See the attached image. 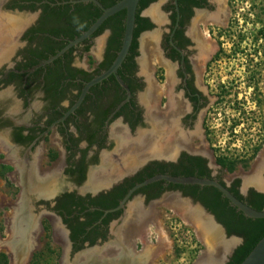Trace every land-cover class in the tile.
Segmentation results:
<instances>
[{"label":"flooded vegetation","instance_id":"1","mask_svg":"<svg viewBox=\"0 0 264 264\" xmlns=\"http://www.w3.org/2000/svg\"><path fill=\"white\" fill-rule=\"evenodd\" d=\"M243 1L140 0L126 57L116 72L87 87L118 58L126 19L120 33L117 25L104 23L109 16L90 36L72 44L98 19L97 10L103 13L95 1L0 0V13L19 26L14 43L0 57V165L10 167L9 177L22 191L17 200L29 206L33 219L30 264L39 261L49 244L52 264L84 262L87 255L93 264H156L161 250L156 245L163 241L150 238L156 232L153 223H146L143 239L131 234L137 226L135 214L129 213L134 206L151 208L158 219L160 206L168 202L164 195L179 191L191 206L198 203L215 216L180 188H169L168 183L155 187L157 181L120 206L160 164L202 158L210 178L229 188L240 180L236 189L245 199L253 192L264 194L254 184L244 187V177L252 170L230 182L223 178L212 121L221 115L218 111L228 96L246 108L237 86L229 85L233 92L223 79L219 89L213 83L222 61L243 54L248 44L245 34L234 35L242 27L238 21ZM151 9L158 11V19ZM259 34L251 41H260L255 51L264 62ZM253 69L248 83L258 79ZM242 119L233 120L231 131ZM156 136L162 145H170L171 153L142 159L146 144ZM262 149L264 145L258 155ZM138 153L141 158L134 159ZM40 186L46 191L36 189ZM224 228L228 237L242 239L237 248L243 244V237Z\"/></svg>","mask_w":264,"mask_h":264},{"label":"rangeland","instance_id":"2","mask_svg":"<svg viewBox=\"0 0 264 264\" xmlns=\"http://www.w3.org/2000/svg\"><path fill=\"white\" fill-rule=\"evenodd\" d=\"M239 7L242 10H239L240 21L238 23L242 27L236 29L234 35L238 37V34H245L248 44L243 45L245 48L243 54L222 61L221 68L218 69L220 72L217 74L218 78H213L216 89H219L218 83L222 79L225 85L234 84L237 86L239 97L242 98L241 102H245L246 106L244 110V107L238 106L234 101V97L228 96L225 99L228 100V103L222 105V109L218 111L221 112V115L212 120L215 130H217L215 134L218 136V141H216L218 145L216 147L217 163L225 169L222 170L225 173L223 178L227 182H230L232 177L245 176V171L252 170L254 173L259 151L252 157L253 147L257 144H261V147L264 145V62L255 51L260 41L256 43L251 41L256 39L261 27L264 28V3L261 0H257V4H254L253 0H244L242 3L239 2ZM237 39L231 37L232 41ZM259 39H263L264 42V35H260ZM263 42L260 43V46L264 50ZM256 56L258 60H256ZM259 62H262V65H258ZM252 65L260 69H253ZM252 69L259 73L258 79L256 76L255 83H248V76ZM229 87L234 90L233 92L236 91L234 87ZM233 101L235 105L232 104ZM238 118L243 119L236 127V131H231L230 126L233 120ZM220 160H224L223 165ZM9 170L8 165H0V264H30L31 252L28 251L29 248L23 252L17 251L20 245H16L15 242L19 236L16 234L12 237L13 216L17 217V214L14 215V211L15 207L21 204L17 199L20 198L22 191L21 187L9 177ZM14 201L17 202L13 203ZM171 205L166 202L160 206L157 225L153 228L157 233L150 235L153 241H156L157 238L158 243L160 240L163 241L162 244L156 245L161 250L155 262L156 264L159 262L160 264H194L206 245L197 235L195 224L186 220L188 216L185 213L186 210ZM25 206L30 213L29 206L27 204ZM160 234L162 238H160ZM27 235H29L28 240L32 239V233ZM36 240L39 244V239ZM44 243L45 239L42 237L39 247L42 248ZM49 245H47V249ZM47 249L39 255V261L35 260L32 264H52L55 258ZM2 254L5 255V258L2 257Z\"/></svg>","mask_w":264,"mask_h":264},{"label":"bare ground","instance_id":"3","mask_svg":"<svg viewBox=\"0 0 264 264\" xmlns=\"http://www.w3.org/2000/svg\"><path fill=\"white\" fill-rule=\"evenodd\" d=\"M157 12L158 11L156 9L150 10L151 15H153V17L156 19L159 18ZM18 28H19V26L17 24V21L9 19L8 17H4L0 13V57L3 56L2 55L3 53L8 52L10 46L14 43V38H15V36H17ZM146 36L147 35H145L142 39V42H143L142 44L144 46H145V40L147 39ZM150 37H152V39H155V35H150ZM158 136H156V138L152 139V141H149L146 144V146H145V148H146L145 152L146 153L144 151H142L143 152L142 153L143 155H141L142 159H147L148 157H151V156H160L161 157V156H164L166 153H167V155H165V156H168L171 153V151L167 152V150H169V148H170V145L168 143H165V145H162L161 142L159 141ZM135 154H133L134 159H137V157H140L139 153L137 154L138 156ZM263 166H264V150L261 153L259 163H257L254 173L250 176L245 177V184L246 185L254 184V185H256V187L258 189L264 190V181H262L261 176H260V169ZM40 187L36 188V189L39 191H43V192L46 191V188H44L42 186H40ZM173 196H175V195H172V197L166 196L169 204L175 205L178 209L186 210V212L188 214V216L186 217V220L189 223L195 224L197 235L199 236V238H201V240L203 241V243L207 247V251L205 253V256L202 257V259L199 261V263L200 264H220L221 253L223 251H225L226 249H228L234 243V241L233 240H226L224 238V236L222 235L220 228L218 226H216V224L210 218L206 217V215L198 207H193V206L189 205V203L187 201L179 198L178 196H176V197H173ZM25 204L22 201V204H19L18 206H16L15 211H14V215L16 216V214H17V217L15 218L13 216V218H14L13 226H12L13 234L12 233L11 234H12V237L16 236V234H17V236H19V238H18L19 243H18V240H17V242H15L16 245H20V248H18V250H17L19 252H23L24 250H27L29 247H31V244H32V241H30L31 239L28 240L29 235H27V234H29L31 232V228H32L31 226H33V219L30 218V213L26 209ZM137 206H134V208H132L129 212L130 217L133 214H135V216H134L135 220L134 221H135V224H137L136 227L132 228L131 234H133V236H137V237H140L143 239L146 236V233H148V230L146 229V223L148 221H151V223L157 225V217H154V212L152 211L151 208H150V210L145 211L143 209L138 208ZM17 218H18V220H17ZM128 219H131V218H128ZM127 221H129V220H127ZM58 235L62 236V234H60V231L58 232ZM160 238H162L161 234H160ZM15 250H16V248H15ZM87 256H85L84 262H79V259H78L77 262H75V264H83V263L86 264V263H88V260L90 262L89 264H93V262L90 261V259H88L89 256L88 257ZM134 263L137 264V262H134Z\"/></svg>","mask_w":264,"mask_h":264},{"label":"trees","instance_id":"4","mask_svg":"<svg viewBox=\"0 0 264 264\" xmlns=\"http://www.w3.org/2000/svg\"><path fill=\"white\" fill-rule=\"evenodd\" d=\"M106 7L114 5L119 0H101ZM101 15V11L97 10L94 17L97 19ZM126 10H121L110 16L104 23H112L117 25V31H123L125 28ZM142 21L144 19H141ZM145 21V20H144ZM263 33V31H261ZM138 32H136V35ZM135 35V36H136ZM72 36V35H71ZM262 142V141H261ZM261 144L253 147V154H257ZM189 161V163L187 162ZM224 164V160H220ZM223 162V163H222ZM196 163V164H194ZM156 174H170L174 176H197L210 178V172L206 167V161L202 158L180 159L176 163L160 164L158 171L146 174L141 180H145ZM222 182V181H221ZM240 180H237L230 191L249 206L263 211L264 210V194L254 193L251 197H242L236 189ZM164 183L169 184V188H180L185 195H191L195 199L201 201L211 212H213L219 222L227 229L229 235H238L244 238L241 244L228 264H240L256 246V244L264 236V218H252L246 216L241 210L234 206L217 188L212 186H201L197 184H173L165 180L154 183L155 187H161ZM223 183V182H222ZM224 184V183H223ZM150 187V186H149ZM162 192V190L160 191ZM5 258V255L2 254Z\"/></svg>","mask_w":264,"mask_h":264},{"label":"water","instance_id":"5","mask_svg":"<svg viewBox=\"0 0 264 264\" xmlns=\"http://www.w3.org/2000/svg\"><path fill=\"white\" fill-rule=\"evenodd\" d=\"M95 1L97 4L101 5V3L98 0H92ZM140 0H119L114 5L109 7H104L101 5L103 13L98 17V19L94 22V24L90 27L89 30H87L81 37L77 38L72 42V44H77L79 41L87 38L90 36L109 16L121 11L126 10L127 17H126V28H125V34H124V43L122 46V49L119 53L118 58L116 59L115 63L111 67V69L100 76L99 78L93 80L88 84L87 87L91 86L93 83L102 80L103 78L110 75L112 72H116L117 68L121 65L122 61L126 57L129 47L131 45L132 39H133V33L135 28V21H136V13H137V7ZM264 149H262L257 157V161L260 159L261 153ZM177 156H173L171 158L176 159ZM211 165H213L212 160H210ZM260 176L262 180L264 181V166L260 169ZM165 180L169 183L173 184H197L201 186H212L217 188L222 194L239 210H241L246 216L252 217V218H264V210L260 211L257 210L251 206H249L247 203L243 202L241 199L236 197L229 189V187L225 184H223L221 181L215 179V178H208V177H197V176H174L170 174H157L153 177H150L143 182L135 185L127 194V196L124 198L120 206H123L125 202L131 197V195L140 189L141 187L153 183L155 181ZM248 185L244 182V187H247ZM178 196L179 198L183 199L182 194L179 191L176 192H169L164 195V199L166 196ZM185 200V199H183ZM186 200H190L186 198ZM153 205V203H151ZM196 207H198L205 215L206 217L210 218L216 226H218L222 232V235L226 240H233L234 243L225 251L221 253L220 258V264H226L232 254L234 253L237 246L241 243L242 239L237 236H231L228 237L224 226L217 221L215 216L211 213H208L200 204H196ZM151 223V222H147ZM207 248L202 251L201 255L197 258V260L194 262V264H200L199 261L202 259V257L205 256ZM240 264H264V236L262 239L256 244V246L252 249V251L248 254V256L240 263Z\"/></svg>","mask_w":264,"mask_h":264}]
</instances>
